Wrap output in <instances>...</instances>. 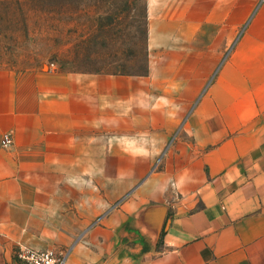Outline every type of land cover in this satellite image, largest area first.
<instances>
[{
  "label": "crops",
  "instance_id": "0c3cea01",
  "mask_svg": "<svg viewBox=\"0 0 264 264\" xmlns=\"http://www.w3.org/2000/svg\"><path fill=\"white\" fill-rule=\"evenodd\" d=\"M154 1L147 75L0 69V264H19L18 244L66 264H264V0L161 168L84 231L68 222L101 131L149 124L154 88L191 89L257 0Z\"/></svg>",
  "mask_w": 264,
  "mask_h": 264
},
{
  "label": "rangeland",
  "instance_id": "374dc122",
  "mask_svg": "<svg viewBox=\"0 0 264 264\" xmlns=\"http://www.w3.org/2000/svg\"><path fill=\"white\" fill-rule=\"evenodd\" d=\"M259 2L244 17L241 12L233 14L231 22L236 25L230 27L228 44L224 33V46L215 51L212 68L205 66L206 61L198 62L200 75L204 71L206 74L189 85L191 89L182 91L187 84L177 83L176 90L167 93L166 99L157 98L163 93L153 89L149 124L135 123L133 128L101 131L105 137L101 141V156L85 159L87 169L81 172V194L71 198L81 202V219L70 220V224L84 231L133 192L138 183L161 168L168 150L186 133L189 116L221 66L211 78L213 72L228 49L232 47L225 60L234 49L246 26L240 35L239 32ZM146 7L147 0H140L136 10L129 12H118L110 2L97 4V0H43L42 3L0 0V69L90 73L139 70L138 65H143L148 53ZM190 70L193 68L187 63L184 71ZM166 117H173L174 122L166 121Z\"/></svg>",
  "mask_w": 264,
  "mask_h": 264
},
{
  "label": "built area",
  "instance_id": "2783aa9c",
  "mask_svg": "<svg viewBox=\"0 0 264 264\" xmlns=\"http://www.w3.org/2000/svg\"><path fill=\"white\" fill-rule=\"evenodd\" d=\"M11 143L10 133H3L0 145L8 147ZM67 255V251L55 247L34 248L18 244L13 253V258L19 264H66Z\"/></svg>",
  "mask_w": 264,
  "mask_h": 264
},
{
  "label": "trees",
  "instance_id": "16d2710c",
  "mask_svg": "<svg viewBox=\"0 0 264 264\" xmlns=\"http://www.w3.org/2000/svg\"><path fill=\"white\" fill-rule=\"evenodd\" d=\"M37 1L39 3L43 2V0H37ZM139 1L140 0H97V4H102V3L105 4V3L110 2L112 5H114L116 7L118 12H121L122 10H127V12H129V11H135L136 10V7H137ZM146 36H147V27H146ZM138 66H140L139 70H127V71H125V70L121 69V70H107V71H101V72L96 71L93 73L122 74V75H147L148 71H149L147 51H146V54L144 57L143 65L139 64Z\"/></svg>",
  "mask_w": 264,
  "mask_h": 264
},
{
  "label": "water",
  "instance_id": "95a60500",
  "mask_svg": "<svg viewBox=\"0 0 264 264\" xmlns=\"http://www.w3.org/2000/svg\"><path fill=\"white\" fill-rule=\"evenodd\" d=\"M260 1H262V0H260ZM256 8H257V7H256ZM256 8H255V10H256ZM255 10H254V11H255ZM254 11L252 12L251 16L253 15ZM251 16L248 18L247 22L245 23V25L243 26V28H242L241 31L239 32V35L241 34V32L243 31L244 27L246 26V24H247L248 21L250 20ZM239 35H238V36H239ZM237 38H238V37H237ZM237 38L235 39L234 43L236 42ZM234 43H233V44H234ZM233 44H232L231 46H233ZM231 48H232V47H230V48L228 49V51L225 53L224 57H223V58L221 59V61L219 62V65L217 66V68H216L215 71L213 72L211 78L216 74L217 70L219 69V67L221 66V64L223 63V61L225 60V58L227 57V55H228V53H229V51H230ZM209 82H210V79H209L208 83H209ZM208 83L205 85L204 89L201 91L200 95H199V96L197 97V99L195 100L194 104L192 105L191 109H190L189 112L187 113L186 117L183 119L181 125L184 123L185 119L187 118V116H188V115L190 114V112L192 111V109H193V107L195 106V104L197 103L199 97L202 95V93L204 92V90H205L206 87L208 86ZM181 125H180V126H181ZM141 182H142V181H141ZM141 182H140V183H141ZM140 183H138V184L136 185V187H137ZM134 188H135V187H134ZM134 188H133V189H134ZM121 200H122V199H121ZM115 205H116V204H114L112 207H114Z\"/></svg>",
  "mask_w": 264,
  "mask_h": 264
}]
</instances>
